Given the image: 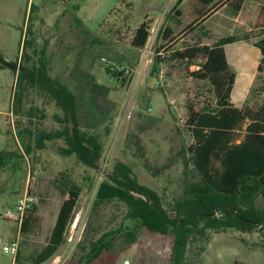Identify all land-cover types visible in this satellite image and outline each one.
<instances>
[{"label":"rangeland","instance_id":"1","mask_svg":"<svg viewBox=\"0 0 264 264\" xmlns=\"http://www.w3.org/2000/svg\"><path fill=\"white\" fill-rule=\"evenodd\" d=\"M176 1L0 0V53L6 62L0 65V264H12L2 245L19 234L15 264H31L53 227L65 179L76 186L79 199L64 243L46 264H264L260 227L249 232L206 229L177 254L172 234L150 232L126 220L125 206L115 199H97L105 176L119 164L154 190L170 215L173 204L197 183L187 153L192 137L184 123L189 106L200 109L214 96L207 81L191 76L201 60L191 65L170 61L173 50L238 38L225 46L236 75L230 100L238 107L263 104L264 64L253 42L264 30V0H244L239 13L223 6L186 34L185 27L208 7L182 0L181 14L175 16ZM144 21H151L148 41L142 49L133 48V33ZM165 27L177 39L171 51L157 52L168 45L162 40ZM245 34L250 41L242 40ZM157 56L164 61L157 63ZM39 62L74 94L81 130L101 146L97 169L63 151V137L56 133L66 123L54 101L38 88H17L21 67ZM112 63L129 68L124 84L104 71V64ZM245 125L237 131L239 139ZM25 194L35 198L39 218L29 234L5 218ZM253 205L264 209L259 196ZM130 231L135 239L128 244Z\"/></svg>","mask_w":264,"mask_h":264},{"label":"trees","instance_id":"2","mask_svg":"<svg viewBox=\"0 0 264 264\" xmlns=\"http://www.w3.org/2000/svg\"><path fill=\"white\" fill-rule=\"evenodd\" d=\"M181 1L177 0L173 7L175 16L181 14L178 9ZM199 1L208 9L189 23L183 34L196 30L223 6L230 5L238 12L244 0ZM34 7L30 6V14ZM150 22L144 21L135 29L130 41L133 48L145 47L150 36ZM173 37L172 29L165 27L162 40L168 45L159 46L157 52L163 49L171 51L172 44L177 39ZM242 40L250 41V37L245 34ZM236 41L239 39L228 36L219 38L212 45L195 43L169 53L170 61L191 65L201 60L199 68L191 76L197 81H207L214 96L213 100H208L200 109L192 106L188 108L184 125L190 132L192 142L187 153L196 172L197 183L191 185L177 203L173 204V215L164 208L161 197L141 184L130 169L122 164L105 176L98 192L99 201L115 199L121 202L126 208V220L139 224L150 232L172 234L177 254L182 253L196 233L206 229L235 228L249 232L260 227L264 230V209L253 205L258 196L264 201V100L256 108L238 107L230 100L236 75L229 67L225 46ZM253 45L258 48L264 64V30ZM163 61L160 56L156 57L157 63ZM0 65H6L1 53ZM104 71L121 84L126 82V76L112 72L107 65ZM16 86L19 91L25 87L38 88L54 101L62 111L63 122L66 123L63 130L56 133L63 137V151L75 156L85 167L97 169L101 156L100 143L97 138L81 130L76 98L67 86L49 77L43 62L22 66ZM17 101L15 99V103ZM244 123L243 136L239 139L237 131ZM2 155L4 154L0 152V167L3 166ZM66 182L68 180L65 179L60 184L62 201L53 227L46 243L30 257L31 264H46L65 241V234L73 220L79 199L76 186L68 182L70 186L64 187ZM35 212L34 205L23 217L20 233L29 234L37 228L39 218L35 216ZM134 239L135 233L128 232L126 242L131 244Z\"/></svg>","mask_w":264,"mask_h":264},{"label":"built area","instance_id":"3","mask_svg":"<svg viewBox=\"0 0 264 264\" xmlns=\"http://www.w3.org/2000/svg\"><path fill=\"white\" fill-rule=\"evenodd\" d=\"M103 61H105L103 59ZM109 67L112 72L122 73L123 76H126L130 73L129 68L122 64L112 63V64H105ZM35 205V198L30 195H24L22 198H19L14 206V214L7 210L5 213V218L13 219L17 222L18 227H20V223L32 206ZM20 234L16 235L14 239H12L9 243L2 245V251L6 254H10L12 256V264H15V259L19 252L20 246Z\"/></svg>","mask_w":264,"mask_h":264},{"label":"crops","instance_id":"4","mask_svg":"<svg viewBox=\"0 0 264 264\" xmlns=\"http://www.w3.org/2000/svg\"><path fill=\"white\" fill-rule=\"evenodd\" d=\"M243 3H244V2H243ZM243 5H244V4H242V6H241V9L238 11V13H239V12L242 10V8H243Z\"/></svg>","mask_w":264,"mask_h":264}]
</instances>
